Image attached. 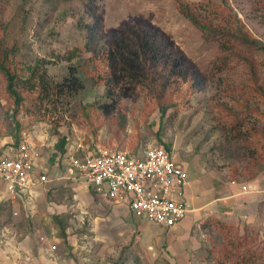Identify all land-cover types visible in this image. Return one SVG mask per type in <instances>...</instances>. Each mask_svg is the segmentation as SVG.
I'll use <instances>...</instances> for the list:
<instances>
[{
	"label": "rangeland",
	"instance_id": "374dc122",
	"mask_svg": "<svg viewBox=\"0 0 264 264\" xmlns=\"http://www.w3.org/2000/svg\"><path fill=\"white\" fill-rule=\"evenodd\" d=\"M229 4L264 42V0ZM5 16L14 21L9 45L19 49L25 65L45 66L52 82L43 98L16 106L0 76V158L11 152L19 129L20 140L39 146L48 176L70 178L48 192L46 184L33 187L15 201L0 181V264H243L248 251L255 252L253 264H264V236L240 217L229 219L224 204L210 205L226 193H219L220 186L216 190V182L236 181L241 192L243 185L247 192L259 191L250 190L247 180L264 172V98L255 94L248 100V89L236 86L250 83L243 61L217 68L221 44L206 40L177 10L175 0H8ZM126 27L166 36L162 59L177 68L165 82L164 96L173 103L164 117L152 87L135 82L115 62L124 57L138 65L131 44L124 46ZM91 39L96 40L94 51L86 48ZM257 55L264 84V56ZM37 94L32 91L29 97ZM219 103L241 115L236 130ZM61 136L67 141L63 155L56 146ZM165 143L193 183L185 188V197L195 205L183 221L186 232L134 218L127 207L99 192L93 196L79 174L69 172L74 153L101 148L142 156L144 149ZM255 146L262 151L251 154ZM250 156L256 157L252 164ZM192 189L197 196H191ZM211 191L216 197L209 196ZM216 221L232 225L227 236L213 225ZM227 239L244 247L233 246L222 262L215 251Z\"/></svg>",
	"mask_w": 264,
	"mask_h": 264
},
{
	"label": "trees",
	"instance_id": "16d2710c",
	"mask_svg": "<svg viewBox=\"0 0 264 264\" xmlns=\"http://www.w3.org/2000/svg\"><path fill=\"white\" fill-rule=\"evenodd\" d=\"M7 4L8 0H0V76L5 82L8 97L17 106L28 99L33 102L43 98L44 94L48 92L52 80L48 71L44 69L45 66L42 67L40 63L36 65H25L20 60L19 49L12 44L9 45V32L14 21L12 19L6 20L5 14ZM175 6L183 16L188 18L196 27L203 31V36L206 40L217 41L221 44L222 52L218 54L217 58L214 60L217 64V68L224 69L230 63L234 62V60L243 61L248 68L250 83L236 86L239 88L241 87V89L245 86L248 89L246 93L248 95V100H250V97L253 98L255 94L264 98V84L260 81L259 68L262 63L258 58L259 54L257 55L259 52L264 56V42L250 31L238 16V13L229 4V0H221L220 3H213V5L211 1L192 3L187 0H175ZM202 10L205 12L204 15L202 14L203 16L199 13ZM165 40L166 36L160 31L150 32L139 27H126L124 33V46L127 47L131 44L130 51H132V54H137L139 66L132 62H128L124 57H118L116 58L117 61H115L121 66L123 71H127L132 78H135V82L141 83L146 81L152 87L151 92L156 103L160 107L162 117L166 116L168 109L173 103V101L168 103L164 96L165 82L168 77L174 76L177 68L172 62L167 63L162 59L164 54L161 44L165 43ZM95 43L96 40H89L86 42V48L90 51H94ZM174 56L175 55H173V57ZM151 59L154 60V64H152ZM91 60L93 62L97 61L95 55L94 60ZM88 61H90V59ZM159 65H162L161 68H158ZM111 70H113V72L117 71L116 66L111 67ZM107 76L110 81L114 74ZM77 87H80V85ZM32 91L38 93L36 97H29ZM220 106L223 114H227L225 119L231 123L230 126L235 130L240 127L239 124L242 122L240 118L241 115L237 114L235 109L229 108L225 104H220ZM16 113L17 108H15L13 114L16 115ZM123 122L124 120H120L121 125ZM19 133V129L14 133L15 142L12 147L20 142ZM160 140L163 141L161 138ZM66 144L67 141L65 136H61L56 142L57 149L60 150L61 155L67 150ZM162 145L172 150L169 144L165 143ZM250 150L251 154H254V152L262 151V147L255 146V148H251ZM132 154L139 155L140 153ZM6 155L7 154L3 156ZM255 158L256 157L252 158V156H250L249 164H252ZM249 177L253 178L256 177V175L251 174ZM50 190L53 189L50 188L47 192ZM90 191L93 196L98 194L93 187L90 188ZM55 218L61 225V234L63 236L66 235L62 221L58 216H55ZM213 225H215L224 236H227L232 226L223 221H216ZM221 244L223 248L217 250L218 252L215 251V253L217 254V259L222 262L228 260L230 257L228 252H230L233 246H236V248L244 247L241 242H232L229 239L225 240V242H221ZM245 250L247 249L245 248ZM253 262H255V252H245L242 256V263L253 264Z\"/></svg>",
	"mask_w": 264,
	"mask_h": 264
},
{
	"label": "built area",
	"instance_id": "2783aa9c",
	"mask_svg": "<svg viewBox=\"0 0 264 264\" xmlns=\"http://www.w3.org/2000/svg\"><path fill=\"white\" fill-rule=\"evenodd\" d=\"M42 157L38 145L22 139L8 155L0 158V181L4 182L5 192L12 201L38 184L53 182ZM71 161L70 174L76 171L86 186L126 206L134 218H145L171 229L194 211L193 204L185 197V188L191 183L189 171L175 159L173 150L164 145L148 147L142 156L99 148L74 153ZM251 188L258 190L255 185ZM248 190L243 185L242 192Z\"/></svg>",
	"mask_w": 264,
	"mask_h": 264
},
{
	"label": "crops",
	"instance_id": "0c3cea01",
	"mask_svg": "<svg viewBox=\"0 0 264 264\" xmlns=\"http://www.w3.org/2000/svg\"><path fill=\"white\" fill-rule=\"evenodd\" d=\"M45 157H42V164L44 165ZM256 177H253L251 179H248L247 182L250 185H255L259 191H250L247 193H243L240 190V183L234 184L232 182L227 183H217L216 182V190L217 186H220L219 193L226 191V193L220 194L218 197H216L215 193L213 191L209 192V196L216 197L214 201L210 202L211 207H214L215 203L224 204L227 206L225 213L227 217L231 220L235 219L236 217H240L243 219V221L248 224V226H251L254 229H257V231L264 236V172H256ZM54 178L51 182L52 185L49 183H45L48 188H53L57 184H62L65 181H68L70 176L69 174H66L65 177H60L61 179L57 180V175L51 176ZM82 181V180H81ZM73 182V181H72ZM83 182V181H82ZM84 183V182H83ZM192 179L190 186H192ZM85 185V183H84ZM37 186H45V185H36ZM86 186V185H85ZM88 189L91 187L86 186ZM54 189V188H53ZM5 191V189H4ZM191 196H197L195 193V190H189V193H191ZM198 193V192H197ZM7 194V193H6ZM195 194V195H194ZM207 195V194H205ZM19 199V197H18ZM193 207L195 206L194 203ZM217 205V204H216ZM124 206V205H122ZM203 204L200 206L202 207ZM126 207V206H125ZM205 208V207H204ZM194 212V211H192ZM184 221V220H183ZM181 222L180 224L176 225L175 227L171 228L170 230H175V228H181V230L185 231L184 228V222ZM163 228V227H162ZM192 229V228H191ZM187 234V233H185ZM188 236V234H187Z\"/></svg>",
	"mask_w": 264,
	"mask_h": 264
}]
</instances>
